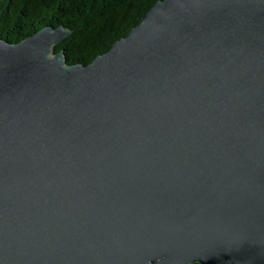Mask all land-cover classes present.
<instances>
[{"label":"water","instance_id":"95a60500","mask_svg":"<svg viewBox=\"0 0 264 264\" xmlns=\"http://www.w3.org/2000/svg\"><path fill=\"white\" fill-rule=\"evenodd\" d=\"M70 33L0 38V264H264V0Z\"/></svg>","mask_w":264,"mask_h":264},{"label":"trees","instance_id":"16d2710c","mask_svg":"<svg viewBox=\"0 0 264 264\" xmlns=\"http://www.w3.org/2000/svg\"><path fill=\"white\" fill-rule=\"evenodd\" d=\"M156 0H0V38L18 41L44 25L71 30L53 51L90 62L126 35ZM198 264V263H190Z\"/></svg>","mask_w":264,"mask_h":264}]
</instances>
